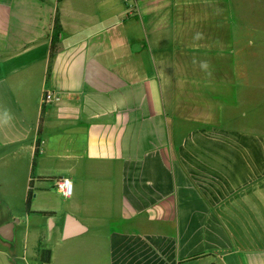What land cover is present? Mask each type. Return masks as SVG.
I'll list each match as a JSON object with an SVG mask.
<instances>
[{
  "label": "crops",
  "instance_id": "crops-1",
  "mask_svg": "<svg viewBox=\"0 0 264 264\" xmlns=\"http://www.w3.org/2000/svg\"><path fill=\"white\" fill-rule=\"evenodd\" d=\"M233 1L0 0V264H264V55Z\"/></svg>",
  "mask_w": 264,
  "mask_h": 264
},
{
  "label": "rangeland",
  "instance_id": "rangeland-1",
  "mask_svg": "<svg viewBox=\"0 0 264 264\" xmlns=\"http://www.w3.org/2000/svg\"><path fill=\"white\" fill-rule=\"evenodd\" d=\"M233 16L235 17V29L242 26L243 35L238 39V58L253 60L257 57L264 55V49H256L249 45L250 41L253 44L259 42L257 29L264 27V2H262V9L259 8L260 3L257 0H235L233 1ZM248 31H245V29ZM252 32L254 34H252ZM25 208V205H24ZM22 208L19 205H15L10 211H0V219H5L9 216L20 215ZM26 212V211H25Z\"/></svg>",
  "mask_w": 264,
  "mask_h": 264
},
{
  "label": "trees",
  "instance_id": "trees-1",
  "mask_svg": "<svg viewBox=\"0 0 264 264\" xmlns=\"http://www.w3.org/2000/svg\"><path fill=\"white\" fill-rule=\"evenodd\" d=\"M60 0H57L59 2ZM59 34H60V24H59V18L58 14L56 13L54 18H53V33L51 36V43H50V56H54L57 51H58V42H59ZM42 119L40 118L39 124H41ZM40 133V128L38 130V134ZM39 154V139L36 141L35 144V152L32 160V168L35 166L36 159ZM33 197V191L29 188L26 194V199H25V211L29 213V207L31 203V199ZM36 215L39 216H49V213H36ZM197 258V257H196ZM39 259L40 263H49L50 260V252L47 250H41L39 253ZM195 259V258H194Z\"/></svg>",
  "mask_w": 264,
  "mask_h": 264
},
{
  "label": "built area",
  "instance_id": "built-area-1",
  "mask_svg": "<svg viewBox=\"0 0 264 264\" xmlns=\"http://www.w3.org/2000/svg\"><path fill=\"white\" fill-rule=\"evenodd\" d=\"M55 100H57V98H55L51 93L46 92L41 99V104L43 106L50 105ZM53 182L57 193L62 198L68 199L71 197L73 192V187L69 179L59 178V179H55ZM40 264H47V263H40Z\"/></svg>",
  "mask_w": 264,
  "mask_h": 264
},
{
  "label": "water",
  "instance_id": "water-1",
  "mask_svg": "<svg viewBox=\"0 0 264 264\" xmlns=\"http://www.w3.org/2000/svg\"><path fill=\"white\" fill-rule=\"evenodd\" d=\"M72 224L71 222L68 221L67 225H66V230H65V235L70 236L73 232V228H72ZM0 236L4 239V240H10L11 239V225L7 224L4 225L3 227L0 228Z\"/></svg>",
  "mask_w": 264,
  "mask_h": 264
}]
</instances>
